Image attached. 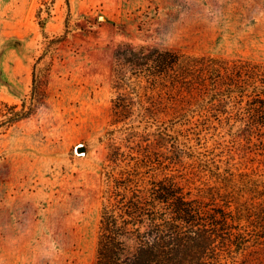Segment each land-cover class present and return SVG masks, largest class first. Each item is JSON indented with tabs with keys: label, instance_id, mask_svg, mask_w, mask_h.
Listing matches in <instances>:
<instances>
[{
	"label": "rangeland",
	"instance_id": "obj_1",
	"mask_svg": "<svg viewBox=\"0 0 264 264\" xmlns=\"http://www.w3.org/2000/svg\"><path fill=\"white\" fill-rule=\"evenodd\" d=\"M126 42L264 64V0H0V97L29 98L36 65L45 100L0 135V264L96 263L103 211L122 212V195L105 193V135L118 95L115 51ZM148 116L119 125L138 159L120 162L118 178L127 167L145 188L176 182L220 205L231 192L264 189V114ZM253 244L249 236L241 248L221 247L215 260L260 264Z\"/></svg>",
	"mask_w": 264,
	"mask_h": 264
},
{
	"label": "trees",
	"instance_id": "obj_2",
	"mask_svg": "<svg viewBox=\"0 0 264 264\" xmlns=\"http://www.w3.org/2000/svg\"><path fill=\"white\" fill-rule=\"evenodd\" d=\"M115 57L118 95L110 121L113 127L105 135V193L109 199L122 195V212L109 207L103 211L95 264H222L215 260L218 250L226 245L241 248L249 236L264 255V189L259 184L255 194L235 199L231 192L220 198V205L216 196L211 202L191 197V192L184 193L176 182L153 181L152 187L145 188L142 173L127 167L121 169L120 178L115 175L120 162L128 157L138 159L123 148L127 137L117 133L132 114H141L146 121H150L149 114L228 111L230 107L239 114H264V64L132 42L119 44ZM39 79L35 65L29 98L19 103L0 97V135L45 103ZM133 182L134 189L130 186ZM120 185L134 190L131 199L125 200L120 190L117 193ZM143 188L149 192L146 196L138 194Z\"/></svg>",
	"mask_w": 264,
	"mask_h": 264
},
{
	"label": "water",
	"instance_id": "obj_3",
	"mask_svg": "<svg viewBox=\"0 0 264 264\" xmlns=\"http://www.w3.org/2000/svg\"><path fill=\"white\" fill-rule=\"evenodd\" d=\"M84 146H81V148H83Z\"/></svg>",
	"mask_w": 264,
	"mask_h": 264
}]
</instances>
